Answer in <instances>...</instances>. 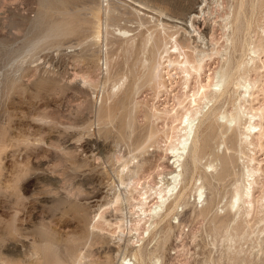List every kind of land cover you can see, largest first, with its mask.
<instances>
[{"label": "rangeland", "instance_id": "374dc122", "mask_svg": "<svg viewBox=\"0 0 264 264\" xmlns=\"http://www.w3.org/2000/svg\"><path fill=\"white\" fill-rule=\"evenodd\" d=\"M57 1L0 0V264H55L56 261L74 264L73 256L75 264H121L123 255L124 263L138 264L132 246L126 249L125 245L127 239L134 241L144 230L143 223L137 231L127 230L128 226L134 227L136 216L142 214L135 206L140 199L137 192L144 186L159 187L163 177L180 170L171 166L168 147L174 144L176 130L180 128L177 120L182 119L183 109L188 107L185 104L189 100L183 94L194 92L199 84L215 81L217 72L226 66L227 55L235 56L232 60L238 64L242 60L241 53L234 54L227 48L224 38L227 32L223 29L228 23L231 30L235 9L241 0H186L182 3L186 12L177 14L182 18L188 16L191 8L203 9L190 29L203 37L204 42H196V45L204 47L210 55L201 70L191 74L187 88L178 69L171 70L166 61L163 62L164 87L159 89L147 83L142 61L149 55L142 53L138 46L146 34L152 32L153 36H158L156 14L147 13L155 21L152 19V24L138 27L133 10L137 7L131 3L134 0ZM149 1L152 8L169 10L168 0H138V3L149 5ZM242 1L246 5L241 8L243 30L239 37L250 39L255 45L262 44L264 50V5L259 0ZM104 20L108 24L107 35ZM97 26L105 36L101 41L95 39ZM118 28L128 29L129 35L134 36L132 50ZM45 32L51 35L45 38ZM215 50L218 54L212 55L211 51ZM228 51L230 54H226ZM172 58L175 60V56ZM261 59L264 61V52ZM249 77L256 81L251 106L263 108L264 69L259 67ZM128 84L130 87H125ZM234 86L229 89H234L236 95L229 93L233 96L229 95L224 104L227 113L233 111L237 94L241 93ZM134 88L140 89L137 94L129 95ZM123 109L126 110L123 112ZM221 120L218 118V122ZM255 123L261 124L263 136L260 140L258 134V137L252 136L254 143L249 148H254H244L243 125L238 130L228 128L230 132L216 128L213 139H209L210 148L200 155V166L197 165L193 180L184 170L180 171L183 173L180 178L184 179L180 184H189L186 199L183 197L180 207L154 229L149 243L143 234L147 250L159 257L161 264H264V212L258 208L259 197L264 195V114ZM231 132L234 134L230 135ZM232 136V142H236L232 148L237 149L236 152L245 149L247 156L245 151L238 152L240 155L234 153L236 163L226 180L211 178L212 181L208 173L203 178L204 170H210L207 168L210 162L213 165L215 162L219 170L212 153L221 154L224 141ZM232 148L228 153L233 152ZM252 157L254 160H249ZM141 158L145 159L143 165L130 181L135 191L127 201L122 197L124 185L118 186L120 179H125L124 166ZM254 166L259 171L255 176V197H252L250 212L235 214L234 209L226 207L231 190L241 181L245 169ZM189 186L202 187L200 198L199 192L195 189L191 192L193 188ZM114 194L120 196L116 203ZM153 202L155 199L148 205ZM204 206L207 208L203 209ZM122 216L126 229L119 241L115 226L107 227L104 220L116 222L117 217ZM50 253H54L55 258ZM78 255L82 256L81 261Z\"/></svg>", "mask_w": 264, "mask_h": 264}, {"label": "bare ground", "instance_id": "6f19581e", "mask_svg": "<svg viewBox=\"0 0 264 264\" xmlns=\"http://www.w3.org/2000/svg\"><path fill=\"white\" fill-rule=\"evenodd\" d=\"M44 1L45 0H43V2ZM59 1L60 0H58L57 2L59 3ZM64 1H66V0H64ZM64 1L61 0V2H64ZM187 1H193V0H187ZM187 1L186 0H179V1L178 0H168V1H166L167 2L166 4L169 7V10H162L160 8H154V7L152 8V5H150L152 3L150 1H149V5H146L143 2H141L142 4H140V3H138V0H137V3H134L135 0H134V2L129 1L135 7H137L136 9H138V10H136V9H133L134 7L132 8L133 10H135L134 13L136 14V16L135 15L134 16L138 20V23L136 22L138 27H142L146 23L152 24V19H154V21H155V18H153L152 15L148 16L147 13L152 14V12H153L154 14H156L158 16V18L156 20V27L159 30L158 31L159 33H157L158 36L155 37L152 35V32H150V33L146 34V36L143 39H141V41L138 45L139 49L142 53H148V55H149V57L145 58L142 62H143V67H144L145 72H146L145 76L147 79V83L150 85L151 88H152V85L155 86V88H157V89H159L160 86L164 87V84H163L164 77L162 76L161 73L163 72L162 66H163V62H165V61H166L167 68H171V70H172L173 67H176V69H178L179 73L183 76L182 82L185 85V87L187 88V86H188L187 84L189 82L191 74L193 72L198 73L203 66L205 58L210 55L209 53H207L205 51L204 47H200V46L196 45V42L202 43L203 37L199 33H197L195 29H193V30L190 29V28H193V26H194L193 22L196 19V15H198V12H200V11L204 12L203 9L196 11L195 9L190 7L191 9L189 8L190 11H189L187 17L182 18V17L178 16L179 13L181 14V13L186 12V11L183 12L185 9L183 8L182 3L187 2ZM259 1L264 5V0H259ZM162 2H164V1H162ZM196 2H198V1H196ZM58 3H57V5H58ZM249 3H250V1H249ZM54 5H55V3H54ZM54 5H53V7H54ZM106 5H108V4H106ZM243 5H246V4L245 3L243 4V1L241 0L235 9V13H234V16L232 19L233 25L230 26L231 30H229V27H227L228 23H225L223 25V29H226V32H227V34H225V37H224L225 41H226L227 48H230L229 51L231 50L230 52H232V53H234V52L241 53V56H243V58H242V60H239L240 63L238 64V63L234 62L232 60L233 57L231 58L230 57L231 55H227L228 58L226 61H224L226 66H225V68H221L223 71L219 70L217 72V74L215 75V78H214L215 81H212V82L207 81L206 84H203V85L199 84V86L196 87V90H194V92H192L193 91L192 90L190 93L186 92L185 94H183V95H185L184 97L188 98L189 102L187 104H189V105L185 104L186 107L187 106L188 107L187 108H184L185 106L183 107L185 110L183 109L184 114L181 113V114H183L182 119L179 118L180 121L177 120L178 123L180 122V128L178 127L179 128L178 131L176 130L177 136L175 135L176 138H175V136L173 137V138H175V139H173V141L175 140L174 144H171L168 147L169 154H171V156L169 158L172 159V162L170 163L171 166H173L174 169L179 168L180 170L178 172H176V170L174 172H170L169 176L166 178L163 177L164 179L163 178L161 179V181H160L161 185L159 187H157L158 185L153 186V187H145L144 186V187H142V189L140 188L141 190H139L138 192L136 191L138 193L140 199H138V201L135 202V206L138 208L139 213L141 212L142 214L141 215L138 214V216H136L137 219H136V223L134 221V223H135L134 227H132L133 225L130 228L128 226L127 230L130 233L132 231H137L139 228L138 226L141 223H143V225H144V230L141 233L140 237H139V234H137L136 239L134 241L131 239H127L125 245H126V249H127V246H129V245L132 246L133 250L136 252V255L133 254V257L135 260L138 261V264H145L147 261L150 264H161V260L159 259V257H155L154 255L151 254V252L149 250H147V245L149 243L148 240L150 239V236H152V234L154 233L153 232L154 229H156V227L159 224H161L160 222L163 219L168 220L171 216L170 214H172L173 211H175L178 207H180L181 199H183V197L186 199L185 196L187 194L185 193V190L189 184L188 185H187V183L180 184V182H182V179H183V178H180L183 174V173H180V171L183 172V170H184V173H188V175H190L191 178L193 177V174L197 168L199 159L201 157L200 155H201V153H203L202 151H204L207 147L210 148L209 142H211V141L209 139L212 138L213 135L215 134L214 133L215 129L216 128L217 129L218 128L219 129L224 128V129L228 130V128H230V131H232V130H236V129L238 130V128L240 129L241 128L240 126L243 125L244 129H242V130H244V131L242 134L244 135V137L242 136L243 138L242 137H240V138H242V142H243L244 148L246 150H250V149L254 148V147L249 148V146L251 147V145L254 143V142L252 143V136H254V135L257 136V134H258L259 140H260V137L263 136L261 126H260L261 124L259 123L260 124L259 125V124L255 123V121L257 119L262 118V115L264 114V106H263V108L260 107L258 109H255L251 106L252 95H253L252 90L256 87V81L251 80L249 75H250V73L258 70L259 67H260V69L261 68L264 69V61H262V59H261V54L264 52V50L262 49V44L261 45L260 44L255 45L254 41H251L250 39L249 40H246V39L242 40L239 37V35L241 34V31L243 30V25L240 23V20H242V19H240L241 11H242L241 8ZM48 6H49V3H48ZM58 6H55V8ZM190 6H192V5H190ZM102 7H103V5L100 8L102 10H104L103 9L104 7L103 8ZM162 7L163 6H161V8ZM45 8H48V7L45 6ZM74 8H72V9H74ZM196 8H198V7H196ZM253 8H255V7H253ZM260 8H262V7H260ZM165 9H167V8H165ZM49 10H53V9H49ZM106 10H108V9L105 8V11ZM57 12H59V11H57ZM114 12H115V10H114ZM107 13H106V15H108ZM185 15H187V14H184V16ZM105 17H107V16H105ZM112 19L114 20V17ZM115 19H117V18H115ZM95 21H97V20H95ZM107 21L111 22L112 20H107ZM102 24H101V27H102ZM106 25H108V24H106V21H105L104 22V28L106 27ZM57 27H59V25ZM247 27H246V30L248 29ZM81 28L83 29V27H81ZM81 28H79V31L81 30ZM157 28H155V29H157ZM171 28H174L175 31L174 32L169 31V29L171 30ZM97 29H98V31L96 33L95 39L101 41V39H103V37H105V36L102 35V32H101L102 29L100 30V27L98 28V26H97ZM55 30H56V27H55ZM58 31L60 32L59 35H61L62 34L61 33L62 28H61V31H60V29H58ZM46 32L44 34H46ZM52 32H53V30H52ZM118 32L121 35H123L124 38H126V43H128V45H130L129 48H130V50H132V47H133L132 44L134 41V39H133L134 36L129 35L130 30L118 28ZM65 33L67 34L66 30H65ZM48 34H50V32ZM48 34L45 35V38H47ZM104 34L107 35L106 28L104 29ZM63 36H65V35H63ZM55 37H56V35H55ZM43 38H44V36H43ZM129 42H130V44H129ZM261 43H263V40ZM226 45H225V47H226ZM224 50H225V48H224ZM229 51L226 52V54L229 53ZM124 52L127 53L126 50H124ZM211 54L212 55L216 54V50L213 52L211 51ZM173 56H175V60H173V58L171 59V57H173ZM234 58H235V56H234ZM163 59H165V60L163 61ZM135 63H137V62L135 61ZM140 63H141V61H140ZM135 65H137V64H135ZM104 66H106V69H107V58L106 57H105V65ZM133 72H134V68H133ZM168 75H169V73H168ZM232 84H233V86L235 85L234 86L235 90L236 91L239 90V92H241V93L238 92L239 93V94H237L238 97L236 96L237 98H236L235 104H233V111L230 113L229 112L227 113L226 109H225L226 105H224L227 101L226 99L228 98L229 95L232 94L231 92H234L235 95L237 93V92L233 91L234 89L233 90L231 89V91H230L229 88H230V86H232ZM144 85H145V83H144ZM125 87H130V85L129 84L127 86L125 85ZM127 90H126V92H127ZM137 91L134 88V90H131V93H129V95L137 94ZM229 93H231V94H229ZM232 96L233 95H231V97ZM129 98L130 97H128L127 99H129ZM183 100H185V99H183ZM183 100L181 99V102H183ZM196 100H199L201 102L198 103V102H196ZM123 102H124V100H123ZM124 103H126V101ZM228 103L229 102H227V104ZM246 104H247L248 108L246 107ZM119 105L120 104H118V106ZM120 106H122V105H120ZM123 106H124V104H123ZM121 108H119L118 110H120ZM222 108H224L225 110L223 109V111H222ZM181 109H182V107H181ZM125 110L126 109H123V112ZM166 114L168 115V113H166ZM175 114H174V116H176ZM123 117H124V115H123ZM218 118L223 119V121L221 120L222 122H218ZM262 129L264 130L263 127H262ZM233 132H235V131H233ZM233 132H231L232 134H230V133H228V134L233 135L234 134ZM221 135H219V136H221ZM226 136H228V135H226ZM224 138H222V139L224 140ZM170 139H172V138H170ZM146 140H147V138H146ZM226 140H227L226 143L224 141V146H223V150H222L221 154H218V153L213 154L212 153V155H214V157H215L214 160H217L219 163V170H217L215 168V166H214L215 162H214V165H213V162L212 163L210 162L207 165V168H210V170L207 171V170L203 169L204 170V173L202 176L203 178H206V176L208 175V177L210 176L209 177L210 179L212 178V179L221 181V179L226 180V178L228 176L230 177L232 175V174L230 175V173H231L230 170H231V168L233 169V167H234V166L232 167V165H234L233 163H236V162H234L235 157H236L234 155V153H236L238 155L241 151L240 152L238 151L239 152L238 153V152H236L237 149L235 150V148H232L234 146V143H236V142H234V143L232 142L233 136L228 137ZM236 141H237V138H236ZM222 143H223V141H222ZM258 145H260V144H258ZM258 145H255V146L257 147ZM231 148L233 149V152L228 153V150ZM245 149L243 150V148H242L243 152L245 151ZM243 152H241V153H243ZM246 154L247 153L245 151L244 155L247 156ZM242 156H239V157H242ZM239 157H238V159H240ZM143 159L144 158H141V160L138 159V161L133 162L132 165H130L131 164L130 163L129 166H128V164L124 166L126 169L125 173L123 174L125 176V179H120V182H119L120 185H118V186L124 185L125 191H124V195L122 197H125V200H127V201L130 197H132V192L135 191V187H133V185L132 186L130 185V181L135 179L136 176L138 175V173H139V171L143 165V162H144ZM249 160L253 161L254 158L252 157ZM246 161H247V159H246ZM250 163H249V165H250ZM247 164H248V162H247ZM198 166H200V165H198ZM256 167H258V166H256ZM198 169H197V171H198ZM122 171H123V169L121 170V172ZM214 171H215V173H213ZM258 171H259V168H255V166L251 167V168L247 167L245 169V173L244 174L242 173L243 175H242L241 181L238 183H235V181L233 182V183H235V185L233 186L234 188H232V190H231L233 192L231 194V198L229 199V201H227L228 203H227L226 207H228L229 210L234 209L235 214L236 213H240V214L242 213V214H246V215L249 214L250 208L253 204L252 203V201H253L252 197L254 196L253 195V188L256 186L255 185L256 184L255 176H256ZM121 172H120V174H122ZM206 173H208V174L206 175ZM118 178H119V176H118ZM186 178H187V176H186ZM239 179H240V176H239ZM191 180H193V178ZM192 182H195V181H192ZM188 183H189V181H188ZM201 183H203V182H201ZM177 186H178V188H177ZM204 186L206 187V184ZM214 186H215V184H214ZM193 187L189 186V189L193 188ZM175 189H176V191H175ZM194 189L196 192H199V194L198 193L197 194H198V197L200 198V196L203 194L201 192L202 187L201 186L198 188L196 187V188L190 189V191L194 190ZM212 189H213V186H212ZM190 191H188V192H190ZM114 196L116 197L115 198V203H116V202H118V200H119L118 197H120V196H119V194H117V195L114 194ZM259 198H258L259 199L258 208H260V211L264 212V195H260ZM152 199H155V202H153V204L149 206L148 204L150 202H152ZM203 201H204V199H203ZM195 203L196 202H194V204ZM147 205H148V207L145 208V206H147ZM201 207H202V205H201ZM206 208L204 206L203 209H206ZM209 209H211V206ZM168 216H169V218H167ZM145 217H148V218L145 219ZM98 218H100V216ZM166 221H164V222H166ZM104 222H105L107 227L115 226L116 230H114V231L117 234L116 237L119 241L122 240V235L124 234V230L126 229L125 228L126 220H124L123 216L121 218L117 217L116 222H110L108 220H104ZM178 222H179V220H178ZM168 227H170V226H168ZM115 232H113V233H115ZM144 233L146 235L144 237L146 238V241L148 243L145 241V238H143ZM160 233H158V234H160ZM155 236H156V234H155ZM144 242H145V244H144ZM45 248H47V247H45ZM58 254H60V253H58ZM50 255H53V257H54V253L53 254L50 253ZM146 255H147V257H146ZM78 256H80V255H78ZM81 257L82 256L78 257V259L79 258L81 259ZM60 258H62V257L60 256ZM72 258L75 259L74 256ZM73 259L72 260L69 259V260H71L75 264ZM134 259H133V261H134ZM120 260H121L120 261L121 264H126V263H124V261L126 260V257L124 255L122 256V258ZM80 261H79V263H80ZM66 262H68V260ZM55 264H64V263L56 261ZM69 264H70V262H69ZM131 264H134V263H131Z\"/></svg>", "mask_w": 264, "mask_h": 264}]
</instances>
